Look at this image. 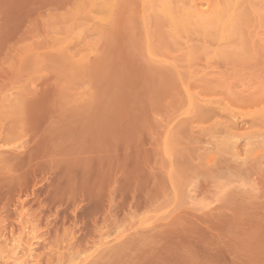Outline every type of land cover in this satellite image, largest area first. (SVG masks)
I'll return each instance as SVG.
<instances>
[{
	"label": "rangeland",
	"instance_id": "rangeland-1",
	"mask_svg": "<svg viewBox=\"0 0 264 264\" xmlns=\"http://www.w3.org/2000/svg\"><path fill=\"white\" fill-rule=\"evenodd\" d=\"M14 258L264 264V0H0Z\"/></svg>",
	"mask_w": 264,
	"mask_h": 264
},
{
	"label": "bare ground",
	"instance_id": "bare-ground-1",
	"mask_svg": "<svg viewBox=\"0 0 264 264\" xmlns=\"http://www.w3.org/2000/svg\"><path fill=\"white\" fill-rule=\"evenodd\" d=\"M196 10L195 11H189L188 12V14H187V16H186V18H184V20L183 21H177L176 22V24H175V26L177 27V28H180L182 25H183V22H185V21H187V23H189V24H195V25H197V26H200V27H203V28H205V26H207V25H210V24H212L213 22H215V18H216V11L214 10H212V11H210V12H206L205 10H199V9H197V8H195ZM215 12V13H214ZM202 28V29H203ZM234 135H235V133H234ZM232 136V135H231ZM238 138V137H237ZM232 144V143H231ZM238 144V143H237ZM234 145H235V143H234ZM236 146V145H235ZM233 148H234V146H232ZM231 147V148H232ZM233 150V149H232ZM238 151V150H237ZM31 234V233H30ZM31 237H33V236H31ZM36 238V237H35ZM30 240V239H29ZM36 240V239H35ZM24 242V241H23ZM35 244V243H34ZM19 245H20V243H19ZM33 245V243H31L30 244V246H32ZM34 246V245H33ZM15 249V251H14V254L15 253H17V251H16V245H15V247H14ZM26 251H27V249H25ZM26 251H24V252H26ZM30 251H31V248H30ZM33 251V250H32ZM13 253V252H12ZM31 253V252H30ZM25 254V253H24ZM33 254V253H32ZM16 255V254H15ZM23 255V254H22ZM31 255V254H30ZM17 256V255H16ZM15 256V257H16ZM19 256H21V255H19ZM24 256V255H23ZM22 257V256H21ZM15 259V261H14V263L13 264H22L21 263V261L22 260H18V259H16V258H14ZM30 262V261H29ZM27 263V262H26ZM28 264V263H27ZM30 264V263H29Z\"/></svg>",
	"mask_w": 264,
	"mask_h": 264
}]
</instances>
